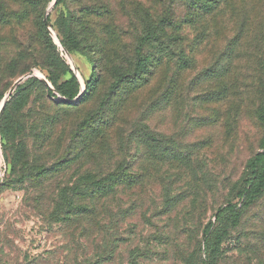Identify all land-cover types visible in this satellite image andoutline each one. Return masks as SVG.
<instances>
[{"label":"rangeland","instance_id":"374dc122","mask_svg":"<svg viewBox=\"0 0 264 264\" xmlns=\"http://www.w3.org/2000/svg\"><path fill=\"white\" fill-rule=\"evenodd\" d=\"M57 1L0 0V73L7 75L4 83L10 85L0 101V116L4 99L9 101L18 86L30 77L41 81L30 84L24 106L19 99L22 105L18 101L12 108L10 141L15 146L9 151L15 157L16 145L23 147L24 142L27 160L32 163L51 164L56 159L54 154L46 155L45 147L40 150L44 121L59 118L52 139L63 132L60 151L66 152L74 124L102 108L114 81L106 73L95 98L74 112L60 110L56 102L45 98L46 87L55 89L49 76L54 74L58 90L69 87L67 82H77L79 93L68 100L75 103L92 78L99 44L109 43V71L118 57L134 61L141 29L138 2L146 0ZM153 1L145 3L162 14L170 0H161V4ZM205 8L196 26V37L191 24H186L189 39L183 44L189 54L194 50L190 68L184 70L175 59L171 60L136 98H127V90L122 89L111 106L104 105L106 117L117 115L115 150L122 147L127 154L135 152L136 144H131L130 137L144 125L160 140V146L165 145V161L154 154L150 163L149 191L141 195L135 214L119 222L120 246L116 259L109 264H128V255L135 246L146 253L141 257L143 264H182L184 258L198 251L202 228L210 220L215 221L216 210L225 202L232 185L250 171V158L262 151L259 140L264 128L257 107L264 101V0H224L215 3L211 14ZM68 11L81 38L97 54L71 52L63 45L58 19ZM176 11L177 16L185 14L183 5ZM43 27L51 42L45 40ZM3 151L0 139V184L3 176L19 180L20 170L12 163V156L7 163ZM176 152L192 154L191 165L185 167L174 160ZM21 159L19 165L23 164V154ZM140 163L137 161L136 166ZM169 182L174 185V193L185 200L168 212L161 206L164 186ZM20 184L13 182L11 188L0 192V264H64L68 242H73L71 233L50 222L46 217L48 202L36 207L32 191L25 193ZM122 199L128 202L129 196ZM232 202L239 206L243 203L238 198ZM244 209L239 225L229 229L219 247L218 264H264V192L255 200H247ZM100 239L94 243L95 248L103 243ZM199 253L205 260L204 241Z\"/></svg>","mask_w":264,"mask_h":264},{"label":"trees","instance_id":"16d2710c","mask_svg":"<svg viewBox=\"0 0 264 264\" xmlns=\"http://www.w3.org/2000/svg\"><path fill=\"white\" fill-rule=\"evenodd\" d=\"M65 1L58 0L57 4L65 3ZM156 1L159 4L162 2L161 0L153 2ZM222 1L224 0H170L168 8L162 14L158 9H151V4L138 2L141 29L134 46V61H129V59L122 61L118 57L109 71L106 62L109 43L99 44L92 78L86 82L81 98L75 103L68 100L77 97L79 93L77 82H67L69 87L58 90L54 74L50 75L49 80L55 85V89L46 87L45 98L56 102L60 110L74 112L85 107L91 99L95 98L100 82L106 73L114 78L109 91L110 95L102 102V108L90 112L85 119L74 124L75 128L71 132V141L66 152L60 151L64 139L63 132L57 134L56 140L52 139L59 118L54 117L44 121L39 138L42 143L40 150L45 147L46 155L56 156L51 164H40L38 161L32 163L30 159L27 160L28 154L24 142L23 147L21 144L16 145L15 157L9 151L15 146L14 142L10 141L12 108L16 106L19 99L24 106L29 98L30 84H37L41 81L36 77H30L24 85L17 87V93L5 103L0 116V139L3 153L7 163L11 162L12 156V163L16 167L19 166L20 170L17 172L19 180L3 176L0 192L11 188L13 182H17L23 185L25 193L29 194L32 191L36 207L48 202L50 210L46 213L47 219L59 224L60 227L67 228L73 238V242H68V253L64 264H109L116 259L121 239L119 222L134 215L141 195L147 194L152 175L150 163H152L154 154H160L161 162L165 161L163 154L165 145L160 146V140L154 137L147 125L136 128L135 132L138 133L130 137L131 144H136L135 152L127 154L122 147L115 150L113 139L118 130L115 129L118 125L117 115L115 113L112 116L113 114L110 113L111 115L106 117L104 105L111 106L114 97L122 89L127 90V98L132 96L136 98L151 85L160 68L171 60L175 59L178 67L184 70L190 68L194 63V50H188L192 51V54H189L183 44L189 39L186 24H191L196 37V26L203 8L206 7V13L211 14L215 3ZM181 5L185 9L183 17L177 16L176 11ZM58 27L62 43L69 51H80L91 56L96 53L81 38L78 29L74 26L73 15L69 11L58 19ZM43 29L45 40L51 42L45 27ZM8 77L11 76L8 75ZM6 80L7 75L0 73V87L2 86L0 101L10 86H7L8 82L4 83ZM58 98H67V100L57 102ZM62 104L68 106L61 107ZM257 117L264 128V101L257 107ZM119 142L122 146L121 141ZM259 148L262 151H257L248 161L247 169L249 168L250 171L246 169L247 171L230 188L225 202L218 206L215 221L210 220L202 228L203 236L202 239H198V251L184 258L182 264H218L219 247L225 241L229 229L239 225L244 214L245 202L255 200L264 192V135L259 140ZM156 150H159V153ZM22 154L23 164L19 165ZM173 157L185 167H189L193 161L192 154L182 155L176 152ZM137 161L141 162L138 167L136 166ZM57 178L67 180H56ZM166 184L161 209H167L169 212L185 198L180 199V196L174 193L173 183ZM124 195L129 196L128 202L122 199ZM236 198L243 202L241 206L232 202ZM194 201L197 203L198 198ZM205 208L207 206L202 209L205 210ZM100 237L103 243L95 248L94 243L98 244ZM203 241L207 253L205 260L200 257L199 253ZM79 254L81 258L78 257ZM143 255H146L143 248L135 246L128 255V264H143L141 261ZM38 260L39 258L35 259L36 262H39Z\"/></svg>","mask_w":264,"mask_h":264},{"label":"water","instance_id":"95a60500","mask_svg":"<svg viewBox=\"0 0 264 264\" xmlns=\"http://www.w3.org/2000/svg\"><path fill=\"white\" fill-rule=\"evenodd\" d=\"M10 94H11V92L8 94V96H9ZM7 99H8V98H5V99H4V101H3V103H2L1 111H2V109H3L4 105H5V103L7 102Z\"/></svg>","mask_w":264,"mask_h":264}]
</instances>
